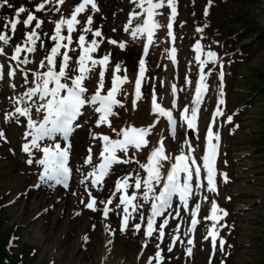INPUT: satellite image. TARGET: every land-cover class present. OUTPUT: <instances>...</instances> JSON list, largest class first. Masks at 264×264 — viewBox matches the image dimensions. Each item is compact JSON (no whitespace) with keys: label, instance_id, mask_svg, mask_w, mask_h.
<instances>
[{"label":"rangeland","instance_id":"rangeland-1","mask_svg":"<svg viewBox=\"0 0 264 264\" xmlns=\"http://www.w3.org/2000/svg\"><path fill=\"white\" fill-rule=\"evenodd\" d=\"M235 5H237L240 10L244 11V15L240 16L243 19L248 18L253 19V22L258 23L261 27L264 26V0H235ZM41 0H10L15 7L21 5L26 6L29 10H33L35 4L40 3ZM79 3V0H65L63 5H60L61 11L59 13L55 12V3L48 5L47 7L51 9L50 11H45L44 14L36 15L44 21L42 25V32L52 34L53 24L50 22L52 20H57L61 15L68 16L73 10L74 5ZM204 3V0H177V16L174 21L175 29L173 30L174 40H171L167 35V23L168 17L170 15V9L164 7L159 11V15L155 17L162 27L156 30L154 35V42L149 48V69L154 68L156 71L153 75H150L149 71L146 73V79L144 88L142 92L144 94V99L137 102L135 109L133 108V82L132 79L135 74L136 67L138 66L139 52L141 53V46L146 43L144 36L138 38H132L130 32H124L123 26L127 23L128 13L135 8V5L131 4L129 0H97L98 7L100 11L98 12L100 20L94 21L93 27L102 26V31L105 35V40L101 44L100 49L94 55L103 56L106 53H112L111 62L108 66L107 76V86H111V75L112 68L115 66L117 61L115 60L119 54H121L120 48L118 46H113L107 43V38H113L117 41H123L126 43V49L128 47L134 46L133 55V67L127 69V76L129 82L123 85V93H127L125 96L123 93L119 95V99L123 103V107L115 108L118 112V116L112 117V127L119 130L125 126L134 127H146L150 125L154 120L157 119L155 115L151 113V99H152V89L155 86V91L157 95V102L165 109H171V100H174L170 94V86L175 84L179 86V97L176 102H179V107L190 106L191 101L195 95L196 86V75L199 66L195 60V51L192 47L193 41L199 40L204 51L212 50L217 52L218 59L217 63L214 65L212 71L207 72L210 69L212 63L206 64L204 72L206 75L205 83L208 84V92L205 97V102L201 107L200 117L197 121L198 131H191V137H189V131L186 132V125L180 122L179 111H174L176 114L177 128L176 137L172 138L170 134V129L166 125L165 118L161 117L159 123L153 129L152 134L149 137V147L143 149L140 152H136L135 149H131L129 155H134L135 159L130 164H122L123 170L121 174H117L116 177L111 178L112 173L107 177L113 185L114 181L118 177L131 172L135 174L140 172L144 175L143 171L139 168L138 163H144L146 157L161 138L165 140V147L169 153L173 155L179 154L182 147L187 150L188 144L191 145L193 151V156L200 161V158L204 154L205 148V133L209 123L212 122L213 112L212 106L214 108L220 107L224 116L216 118V122L213 125L214 131H219L221 135V149L218 152L219 156V173L217 175V193H210L206 191L205 188L202 191H198L197 194L190 198L189 204L193 206L197 201L200 202L201 208L198 213L200 217V225L197 230H195L194 235L190 239L193 240V244L189 245L186 243V238L188 235L184 233L187 230V219L190 218L188 212L181 210V217L175 223L170 220L169 226L165 229L167 238L164 239L161 248L163 249L162 255L164 256L163 264H209L211 258V264H259L261 256L263 253L259 252L258 242L256 239L261 237L263 233V227L261 224L262 214H264V159L263 155L258 151L256 147V138L259 134L263 133L264 126L262 123V118L264 114V98L260 94H255L251 99L249 97V88L247 87L249 82V72L252 69L257 68L264 71V47L263 48H253L249 50L246 54L242 55L240 53L228 52L226 57H222L219 54V46H217L220 41L223 40V35L221 29H224L226 22L228 21L229 15L232 13L230 11V5L224 1H219L216 6H214L212 15L207 17V20L203 23L201 28L203 32H197L196 26L192 25L191 18L193 16L190 8H195ZM140 11L139 9H135ZM90 7L89 12L90 14ZM26 14H22L21 20L25 18ZM11 17V15L9 16ZM81 21L86 19V15L82 14L78 17ZM102 20H105L107 27L104 26ZM142 23V18L137 17L131 27H135ZM21 25H18V29L15 37L19 34L21 30ZM207 25V27H204ZM215 26L218 27L215 29ZM116 28L117 31L113 32L112 29ZM215 31V33H214ZM79 32L73 34L74 40L78 37ZM91 39V36H88ZM225 42V40H224ZM76 47L75 44H73ZM175 48L177 50L179 64L177 70H173L170 67V59L168 57V49ZM226 47V44H223ZM225 50V49H223ZM221 53V52H220ZM221 56V58L219 57ZM203 58V57H202ZM34 63L29 64L27 67L30 69H35L39 61V54L37 52L34 54ZM3 57H0V61L5 65L4 67V79L0 81V109H5L8 106V101L5 97L12 95L13 89L9 87L11 81L7 77V61ZM241 61V62H239ZM152 64H151V63ZM223 68H220V65ZM148 66V65H147ZM223 71V80L225 82V103L223 105L218 104L219 99V73ZM121 76L124 75L123 70L119 73ZM98 78V68L92 73V78L88 80L89 87L94 88L96 86ZM187 78V81H186ZM163 82V83H161ZM15 84L17 86V92H22L21 88V77L16 75ZM96 115L91 108L85 109V114L78 121L83 124V127L78 128L74 131L72 136H79L81 132L87 133L85 142H83L81 147V154L78 156L74 154L71 150V167L73 169V181L71 182V190L73 188V182L75 179L82 180L83 175L92 170L91 165H83L80 171L74 170V159L79 158L80 162H83L84 157L87 155L86 149L92 146L93 152L96 159L98 158V153L101 150V143L98 140H92L89 136V124L94 122ZM233 115V122L231 124L225 123L227 116ZM124 117L128 118V122L122 124ZM35 118V117H34ZM88 121L89 123H84ZM122 124V125H121ZM238 125V127H236ZM6 129V135L10 141V144H3L0 142V202H4L2 206L1 220H3V228L7 229L11 227L12 224L17 225L18 232L14 234V246L12 247L13 253L20 254L23 252L29 254L27 264H147L148 258L154 256L156 252L155 245L159 243L154 242V238H148V244L146 248L142 249V244L144 243L145 236L142 230L136 235H129L130 231H133L131 227L125 233L120 232L118 226L119 213L122 209H115L110 205V208L115 209V211L110 212L109 215H113L112 227L110 219L105 220L103 216L100 218V222L96 223L92 221V216L85 218V222L80 223L81 225H76L70 228V217H76L75 213L80 212L81 217L85 210H87L91 215L95 212L84 207L80 203L81 199L87 202L88 195L85 192V186L91 190L92 195L97 198V207L103 209V205L99 201L104 200L109 196L110 193L100 194L99 188H93L89 181L81 184L79 181L76 195L70 199V206L72 210L70 216L68 217L67 210L68 206L58 207V201H54V196L48 194L49 199L44 203H31L29 214H21L23 204H15V196L17 195V190H20V182L25 179H29L35 184L38 179V174L42 171L41 166L37 164L28 165L26 163L27 156L20 150V146L23 143L22 136L24 133V128L18 126L17 124L10 123L3 125ZM92 131L97 133H103L108 135V131H111L107 126H101L100 128L93 127ZM110 137L114 139L116 134L111 133ZM191 138V139H190ZM185 139L188 140V144H184ZM48 141H46L47 143ZM9 148L13 151H9ZM36 157H40V153H36ZM95 163V162H94ZM117 167V166H115ZM114 167V168H115ZM168 164L165 163L163 171L167 172ZM222 173H226L228 177V182H224L223 177H220ZM131 183V181H130ZM67 190L62 193L57 194L58 199H60L62 194L67 193ZM132 191V190H130ZM207 196L208 199L204 200L203 197ZM229 197L231 199H229ZM211 200H215L219 208H222L228 212V215L219 221V224L226 225V227L219 228V237L217 238V247L215 253L213 254L212 245L209 244L208 240L204 237L207 234V230L212 226V221H205L204 217L210 214ZM143 203V201H140ZM68 203V202H67ZM34 204V205H33ZM39 204V206H37ZM50 208L52 210V215H47L46 219L41 217L39 220L30 222L28 216H32L40 206ZM149 204H145L146 211L148 210ZM67 210V211H66ZM61 214L59 217L58 215ZM64 214V215H63ZM63 216V217H62ZM61 217V218H60ZM57 218H60L57 222ZM69 218V219H68ZM139 217L134 222L138 221ZM50 222L48 226L43 227L44 223ZM180 223L181 230L180 240L177 242L173 251L168 252L167 246L169 240L173 236V229L176 224ZM57 224V225H56ZM93 224L96 225L93 229ZM109 226V231H105V225ZM50 227V228H49ZM100 232L101 237L98 233L99 240L91 245L92 251L87 249L89 243L94 239L91 232ZM112 230H115V234L112 235ZM87 235L89 240L87 243L83 240V237ZM105 237L109 238L112 243L105 242ZM219 238H223L226 241L224 250L220 251L219 248ZM134 239V241H128ZM99 242V244H98ZM129 242V243H128ZM100 245V246H99ZM100 247L101 250L98 249ZM187 248H192V255L188 256L186 253ZM141 252L143 254L141 255ZM83 253L88 254L87 261L80 260ZM77 255V257H76ZM139 256V259H138ZM22 257H25L22 256ZM39 258L37 261L36 259ZM94 260L96 262L94 263ZM229 261V262H228ZM93 262V263H92ZM155 264V261H153Z\"/></svg>","mask_w":264,"mask_h":264},{"label":"snow or ice","instance_id":"snow-or-ice-1","mask_svg":"<svg viewBox=\"0 0 264 264\" xmlns=\"http://www.w3.org/2000/svg\"><path fill=\"white\" fill-rule=\"evenodd\" d=\"M53 2L57 5L55 12L59 13L61 11L59 6L63 5L65 0H41L40 3L34 5V10H29L24 5L15 7L10 3V0H0V9L5 7L13 9L12 16L4 17L2 24H0V57H4L9 62L7 77L11 81L9 87L13 89L12 95L5 97L8 106L5 109H0V142L10 144L3 125L14 122L24 128L23 143L20 150L27 156L26 163L42 166L43 171L38 174V179L41 182L52 181L67 187L72 172L69 167L72 149L71 136L76 129L83 127V124L78 121L84 116L85 109L91 108L97 115L94 122L89 124V136L92 140H98L101 143V150L98 153L100 162L94 163L96 157L92 146H89L86 149L87 155L83 159V164L91 165L92 170L83 175L80 182L84 184L90 180L91 186L95 188L103 185L106 177L114 172L115 165L133 162L134 155H129L131 149L140 152L149 147V137L161 117L166 118L173 139L176 137L178 122L171 109H165L157 102L155 86H153L151 113L157 119L146 127L128 126L119 129V131L113 128L111 118L119 115L115 108L123 107L118 96L123 93V85L129 82L128 70L123 68L122 63H116L112 68L111 86H107L106 73L112 53L109 52L99 57L94 55L105 40L102 26L93 27L95 23L94 14L100 11L97 0H79V3L74 5L68 16L61 15L59 19L50 21L54 25L51 35L43 33L42 36L38 30L42 29L44 21L36 13L50 11L51 9L47 6ZM129 2L135 5V8L128 13L127 23L124 24L123 31L130 32L132 38L146 35V43L143 45V51L138 60V71L134 82L132 104L135 109L137 102L144 99L142 82L146 79L145 73L148 70L146 57L149 52V45L154 42L153 37L156 30L162 27L155 19L160 14L158 10L164 7L170 9L166 27L168 37L173 40L175 39L173 22L178 13L177 0H129ZM211 3L212 0H208V6L204 10L205 16L208 15V7ZM89 7L92 14H87ZM22 14H26L23 20H21ZM82 14L86 15L84 21L78 19ZM137 17L142 18V23L131 27ZM20 24H23L25 30L21 39L13 43ZM112 31L116 32L117 29L114 27ZM196 31L203 32V28L197 27ZM75 32H79V35L74 40L73 33ZM89 35L91 39H88ZM43 37H47L52 42L51 47L46 45ZM107 43L118 46L121 51L126 50V43L123 41L109 37ZM73 44L76 47H72ZM38 47L44 51V55L36 68L30 69L27 66L34 63L33 57ZM77 51L79 53L77 56L70 55V53ZM194 51L200 75L196 82L191 107L186 106L180 113V122L186 125L185 135H187V131H198L197 121L200 105L208 91L204 68L209 63L215 65L218 59L217 52L204 51L199 41L195 43ZM168 56L175 64L176 49L174 47L168 50ZM4 67L5 65L0 63V81L4 79ZM97 68L98 78L95 90L89 93L86 81L92 78V73ZM220 68H223L222 64ZM122 70L123 76L119 74ZM17 73L20 74L23 81L24 90L22 92L16 90L15 77ZM219 79L221 84L219 86L218 104L223 105L225 103L223 99V71L220 72ZM123 94L127 96V93ZM172 94L173 96L176 94L175 85H172ZM176 106L174 99L172 108ZM34 113L38 118H34ZM212 116V122L209 123L206 130L204 154L200 161L193 156L194 150L188 144L187 139L184 141V144H188L187 150L182 147L179 154L173 155L165 147L164 138H161L151 148L144 163L135 161L144 175H141L140 172L135 174L129 172L118 177L114 181V191H111L106 199L99 201L103 205L102 216L105 220L108 219L110 212L115 211V209H122V212L119 213L121 217L119 230L121 233H125L131 227L133 233L137 234L143 226L145 241L142 244V249L147 247L148 238H155L159 241L155 245L157 250L154 256L148 258L147 264H153V261L155 264H163L164 256L162 255L161 244L164 242L165 229L169 226L170 220L180 219L181 210L188 212L191 217L190 224L184 234L188 235L195 231L199 224L198 213L201 204L197 201L193 206H190V198L195 196L200 189L205 188V185L206 191L210 193H217L218 191L216 160L221 135L219 131L213 130V125L216 118L224 116V112L220 107H217ZM232 122L233 115H228L225 123L231 124ZM84 123L89 122L84 121ZM101 126L110 128L117 138L112 139L109 135L92 131L93 127L100 128ZM46 141L48 142L46 143ZM9 151L11 152L13 149L9 148ZM37 152L40 153L39 158L36 157ZM165 163L168 164L166 174L163 171ZM220 175L223 176L224 182H228L226 173ZM32 187L38 188L40 184H34ZM85 192L88 195L87 202L81 199L80 203L93 212L101 211L97 207V198L92 195L87 185ZM117 194H119L118 203L115 204V209L110 208L109 206L114 203ZM176 197H178L179 204L174 205V198ZM203 199L207 200L208 197L205 196ZM229 199L231 198L229 197ZM210 203V214L205 216L204 220H211L213 223L207 230L204 239L211 238L214 254L219 237V228L226 227V225L219 224V221L226 217L228 212L219 208L215 200H211ZM145 204L150 205L147 211L144 210ZM75 215L79 216L81 213L76 212ZM137 216L141 222L130 224V221H135ZM218 224L219 228L217 227ZM92 227L95 229L96 225L93 224ZM104 227L105 231H109L107 224ZM180 230L181 225L177 223L173 232L179 233ZM111 234L114 235L115 230H112ZM83 240L87 243L89 237L85 235ZM178 241L183 243L179 235H173L172 242L167 246V251H173V247ZM11 243L12 241H10V245ZM108 243H112V241L109 240ZM187 243L192 245L193 240L188 239ZM225 244L226 241L219 238L220 251L224 250ZM186 253L191 256L192 248H187ZM142 254L143 252H141ZM209 264H211V258ZM221 264L224 262L222 261Z\"/></svg>","mask_w":264,"mask_h":264},{"label":"trees","instance_id":"trees-1","mask_svg":"<svg viewBox=\"0 0 264 264\" xmlns=\"http://www.w3.org/2000/svg\"><path fill=\"white\" fill-rule=\"evenodd\" d=\"M221 0H212L211 5L208 7V15H204L205 7L208 6V0H204V3H202L200 6L195 8H190V11L192 12L193 16L191 18L192 25H195L197 27H201L203 23L207 20V17L209 15H212L213 7L218 4V2ZM225 3H228L230 5V11L232 12L229 15L228 21L225 24L224 29L222 30L223 40L222 42L217 44L219 46V51L221 52L222 49H225L226 53L228 52H235L240 53L242 55L246 54L249 50H253V48H263L264 47V26L261 27L258 25V23L253 22V19L249 20L248 18H242L240 16H243L244 11L240 10V8L237 7L235 0H222ZM247 1H255V0H247ZM34 10V7H33ZM42 13H38V15H42ZM13 9H9L7 7L0 9V24L3 22L4 17L12 16ZM34 26V25H33ZM218 28L215 26V29ZM23 24L21 25V30L19 31V34L15 37V40L13 43L18 42L22 34L24 32ZM40 31V30H38ZM46 33V32H45ZM215 33V31H214ZM42 34V33H41ZM43 36V35H42ZM45 39V43L48 47H51V41L47 39V37H43ZM225 40V42H224ZM199 41L196 40L195 43ZM223 44H226V47H223ZM219 52V54H221ZM37 54H39V58L41 59L44 55V51L37 48ZM221 58V56H219ZM225 59H228L225 57ZM40 61V60H39ZM241 62V61H239ZM252 71L249 72V82L247 87L249 88V99H251L255 94H260L264 98V71L261 69H257L254 67L250 68ZM262 123L264 126V114L262 118ZM263 133L259 134L256 138V147L259 148L258 151L263 155L264 159V130ZM2 206H4V202H0V264H27V260L29 254H25L23 252H20V254L13 253L12 247L14 246V234L18 232V227L15 224H12L11 227L7 229L3 228V220H1V214H2ZM262 227L264 228V214H262L261 219ZM10 241H12L10 245ZM256 242H258V248L259 252L263 253L261 256V259L259 261V264H264V229L261 237H258L256 239ZM25 257H22L24 256ZM229 262V261H228Z\"/></svg>","mask_w":264,"mask_h":264},{"label":"bare ground","instance_id":"bare-ground-1","mask_svg":"<svg viewBox=\"0 0 264 264\" xmlns=\"http://www.w3.org/2000/svg\"><path fill=\"white\" fill-rule=\"evenodd\" d=\"M90 14H92V13H90ZM99 15L100 14L98 12L94 14V21L100 20ZM102 23L104 24V26L107 27V23L105 20H102ZM134 51H135L134 46L128 47L124 52H121V54H119L115 60L117 61V63L118 62L122 63L123 68H126V69L130 68L131 69L133 67V62H134V60H133ZM139 54H140V52H139ZM148 71H149L150 75H153L156 70L154 68H151V69H148ZM86 137H87V133L85 135V132H81V134L77 137L72 136V139H71L72 140V149L71 150L74 151V154L78 153L77 157H79V155L81 154V150H82L81 147H82L83 142H85ZM74 162H75V164H74V170L75 171H77V169L82 168V166L84 165L83 162H80L79 158L74 159ZM115 166H117V167H115L114 172L111 175V178L116 177L117 174L120 175L121 170H123L122 164L115 165ZM72 172H73V170H72ZM73 179L74 178H73V174H72V178L70 179V184H71ZM79 181L80 180L75 179L73 182V188L74 189L71 192L70 191L68 192V190H71V185H72L71 184L67 188L68 190L66 189L67 193L62 194L60 199H58L59 196H57V194L61 193L62 190H65V187L63 184L60 186V185H56L55 183H52L51 181L41 182L40 180H38L35 184H40V187L35 188V187H32V185H30L32 182L29 179L22 180L20 182V185H19L20 190H17V192H16L17 195L15 196L14 203L17 205L23 204V207H22L23 209H22L21 214H23V215L27 214L28 215L30 212V209H31L30 208L31 203H36V202H38L39 204L44 203L49 199L48 194H50V195L54 196L55 202H57V201L59 202L57 205L58 207H63L64 205L68 206L67 210L69 209V212L67 213V215L69 217L70 212L72 210V207L70 206L69 202H70V199H72L75 196V195H73V193H76V191L74 192V190H76V188H78L77 185H78ZM50 191H53V192L49 193ZM99 191H100L99 192L100 194L111 193V191H113V185L110 182V179H107L103 182V185ZM116 203H118V199H116L114 201V203H113L114 207H115ZM39 204L37 206H39ZM45 209H47V211H45ZM144 210H146L145 207H144ZM49 214L52 215V210H50V208H47V207H44L41 205L40 208L38 209V211H36L32 216L31 215L28 216L27 218L30 219V222H34V221L39 220L41 217L46 219V216ZM60 215L61 214H59L58 217ZM88 215L92 216V221H95L96 223L100 222L101 211H96L95 213H93L91 215L87 210H85V212L83 213V215L81 217H77V215H76V217H70V220H69V223L71 226L70 228H73L76 225H81L80 223H83L82 221H84L85 218L90 217ZM60 218H57V222H58V220H60ZM137 218H138V216H137ZM108 219H110L112 221V222H110V225L113 227L114 226L113 215H109ZM171 221H173V223H175L177 220H171ZM49 223L48 222L44 223L42 228L48 226ZM98 233H99V236L101 237L100 232H98ZM98 233H97V230L93 233L91 232V234H93L94 239L89 243L88 246L86 245V247H87V249H89V251H92L91 245L95 244L99 240ZM129 235H136V234H134L133 231H130ZM108 239L109 238L105 237V242H107ZM143 239H145V238H143ZM128 241L132 242V241H134V239H130ZM154 242H157V240L155 238H154ZM98 244H99V242H98ZM98 249L102 251V249H100V247H98ZM87 255L88 254L83 253L82 257H80V260L87 261V257H88ZM76 257H77V255H76ZM36 260L38 261L39 258H37ZM95 262H96V260H94V263ZM179 262L180 261L176 262V264ZM76 264H79V263H76ZM90 264H91V262H90ZM129 264H132V263L129 262Z\"/></svg>","mask_w":264,"mask_h":264}]
</instances>
